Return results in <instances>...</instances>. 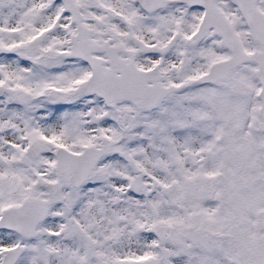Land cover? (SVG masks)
<instances>
[{
  "label": "rangeland",
  "instance_id": "374dc122",
  "mask_svg": "<svg viewBox=\"0 0 264 264\" xmlns=\"http://www.w3.org/2000/svg\"><path fill=\"white\" fill-rule=\"evenodd\" d=\"M74 1L93 41L121 45L120 56L155 67L163 85L196 78L228 56L211 31L188 43L201 7L165 0L145 13L135 0ZM217 4L243 50L257 48L236 8ZM257 6L264 12V0ZM74 33L59 0H0V214L18 205L20 188L49 206L30 238L0 229V261L22 244L14 264H264V127L254 65L217 90L195 84L167 96L143 118L128 102L108 111L95 96H69L90 73L79 59L54 57ZM174 35L161 55L138 52L131 40L162 46ZM60 112L63 127L53 124ZM118 113L135 118L124 134ZM91 145L102 156L73 190L58 177L54 150ZM66 196L76 200L69 215ZM208 233L223 236L212 249ZM237 233L238 241L224 238Z\"/></svg>",
  "mask_w": 264,
  "mask_h": 264
},
{
  "label": "water",
  "instance_id": "95a60500",
  "mask_svg": "<svg viewBox=\"0 0 264 264\" xmlns=\"http://www.w3.org/2000/svg\"><path fill=\"white\" fill-rule=\"evenodd\" d=\"M64 10L71 16V22L76 25V34L70 38L68 52L61 54L66 57L79 58L90 68V75L79 85L77 92L85 95L95 94L105 104L128 101L138 105L143 111H149L163 97L178 92L192 84L209 83L217 85L229 79L237 67L243 63H254L260 89L257 93L260 105L259 118L264 122V13L256 6V0H228L233 4L245 22L250 40L258 43L259 50L245 52L242 50L237 34L229 23L228 18L217 6V0H179L187 6H199L204 9L203 16L196 31L189 38L191 45L197 44L206 33L212 29L220 38V42L229 52L226 59L213 62L208 72L179 85L163 86L155 69L140 70L131 59L121 58L125 50L120 45H109L107 41L99 44L89 38L88 30L82 22V16L74 0H61ZM146 11L159 8L164 0H137ZM174 37L163 47L147 45L133 38V43L143 53H163L175 41ZM94 53H103L101 59ZM102 63L108 67L102 68ZM118 73V74H117ZM56 153V169L62 181L74 187L79 186L93 169L101 150L94 146L84 147L83 152L75 154L59 147ZM47 206L42 199H27L15 208L7 209L0 217V227L13 230L21 236L30 237L35 227L46 216ZM21 245L6 250L2 264H13L22 253Z\"/></svg>",
  "mask_w": 264,
  "mask_h": 264
},
{
  "label": "trees",
  "instance_id": "16d2710c",
  "mask_svg": "<svg viewBox=\"0 0 264 264\" xmlns=\"http://www.w3.org/2000/svg\"><path fill=\"white\" fill-rule=\"evenodd\" d=\"M39 55H41V57H43V54H39ZM54 57H56V55ZM48 58H53L52 54H48ZM213 90H217V89L215 88ZM186 92L179 93L178 95L186 94ZM132 109L136 110L143 118H147L148 117L147 113L141 112L138 108L134 107ZM109 110H111V109H109ZM116 120L118 121V124H119V126L121 128V132L124 134L125 128L128 125H130L135 120V118H134V120H133L132 117L131 118H125V121H123L122 120V116L120 115V113H118V114H116ZM114 145L117 146L118 145L117 142ZM250 184H251V182L248 180V182H247L248 187H250ZM14 195L16 196L17 199H23L25 197H28V191L25 188H20L18 191H16V193H14ZM61 201H62V204L64 206V210L66 211V215H69L71 213L73 207L76 205V200H71V198L69 196H66ZM227 237H231L232 239L236 238L237 241H238V238H239L238 233L237 234H233V235L225 234L224 238H227ZM222 238H223V236H219V235L217 236V235L208 233L207 234V242H208V245H209L210 249H212L215 245L220 243ZM249 244L252 246L253 249H255V248L258 249L255 245H252L251 243H249ZM211 253L209 254V258L211 257Z\"/></svg>",
  "mask_w": 264,
  "mask_h": 264
},
{
  "label": "bare ground",
  "instance_id": "6f19581e",
  "mask_svg": "<svg viewBox=\"0 0 264 264\" xmlns=\"http://www.w3.org/2000/svg\"><path fill=\"white\" fill-rule=\"evenodd\" d=\"M53 124H57L58 127H63L64 125V115L62 112H60L59 114H57V116L55 117Z\"/></svg>",
  "mask_w": 264,
  "mask_h": 264
}]
</instances>
